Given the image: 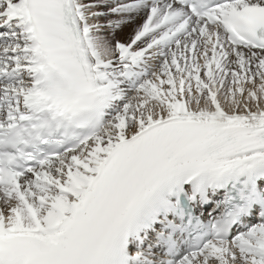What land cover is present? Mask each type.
I'll return each mask as SVG.
<instances>
[{"label": "snow or ice", "instance_id": "6c2138e0", "mask_svg": "<svg viewBox=\"0 0 264 264\" xmlns=\"http://www.w3.org/2000/svg\"><path fill=\"white\" fill-rule=\"evenodd\" d=\"M0 264H264V0H0Z\"/></svg>", "mask_w": 264, "mask_h": 264}, {"label": "bare ground", "instance_id": "6f19581e", "mask_svg": "<svg viewBox=\"0 0 264 264\" xmlns=\"http://www.w3.org/2000/svg\"><path fill=\"white\" fill-rule=\"evenodd\" d=\"M140 23H142V20L137 19L132 25L125 26V28L118 34L119 36H122L123 42H127V40L132 35L133 29L137 27Z\"/></svg>", "mask_w": 264, "mask_h": 264}, {"label": "rangeland", "instance_id": "374dc122", "mask_svg": "<svg viewBox=\"0 0 264 264\" xmlns=\"http://www.w3.org/2000/svg\"><path fill=\"white\" fill-rule=\"evenodd\" d=\"M116 39H120L123 42L122 36H117Z\"/></svg>", "mask_w": 264, "mask_h": 264}]
</instances>
